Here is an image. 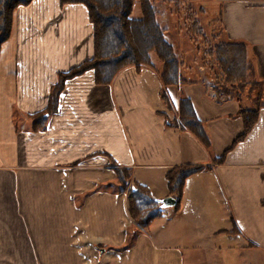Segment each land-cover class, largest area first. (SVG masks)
Instances as JSON below:
<instances>
[{"label":"crops","instance_id":"1","mask_svg":"<svg viewBox=\"0 0 264 264\" xmlns=\"http://www.w3.org/2000/svg\"><path fill=\"white\" fill-rule=\"evenodd\" d=\"M203 1L212 32L220 17L224 38L248 44L264 80V0ZM94 54L84 3L16 9L0 52V264H264V106L239 139V101L219 96L201 72L182 67L189 81L167 88L170 110L157 70L129 65L111 84H97L94 70L67 79L57 111L33 129L28 118L48 107L59 74ZM183 97L209 147L167 123ZM18 113L27 119L20 125ZM182 164L204 168L174 196L180 208L162 209L131 244L116 168L131 169L132 183L156 199L173 196L167 174Z\"/></svg>","mask_w":264,"mask_h":264},{"label":"trees","instance_id":"2","mask_svg":"<svg viewBox=\"0 0 264 264\" xmlns=\"http://www.w3.org/2000/svg\"><path fill=\"white\" fill-rule=\"evenodd\" d=\"M32 1L0 0V52L3 43L13 32L16 9ZM62 3H84L88 7L90 20L94 25L95 54L93 58L59 74L58 82L52 87L48 107L31 115L33 129H44L49 116L57 111L59 97L67 79L88 70H94L97 84L105 85L111 84L119 72L129 65H135L138 70L143 66L153 67L163 83L162 99L169 107L171 106L167 88L189 80L186 72H182L183 66L176 54L175 46L167 39L166 30L159 21V10L152 0H62ZM136 3H139L141 9L139 17L133 15ZM216 20L219 27L211 35L215 44L208 50L205 49L210 59L205 61V66L217 76L216 78L226 77V84L218 83L214 86L217 94L230 96L239 101V114L244 121V132L239 137L242 139L253 128L258 120L260 108L264 106V80L256 75V67L251 60L248 44L226 40L221 18L218 17ZM193 30L199 36L205 35L198 20H194ZM153 54L161 65L153 62ZM249 75L252 80L248 79ZM250 83L253 84L252 89H257L258 92L249 98L251 99L249 101L244 91L251 85ZM248 102L250 106H247ZM167 123L192 132L205 146H210V139L190 99L181 98L178 116L174 119L167 117ZM203 168V165L182 164L170 170L167 174L170 194L181 198L187 178ZM116 170L118 191L127 193L133 225L137 226L131 235L132 244L136 234L148 228L152 221L162 214V208L149 187L140 183H136L135 187L129 186L127 180L133 179L131 169L117 167ZM175 207L180 208V201ZM130 243L122 249L127 248Z\"/></svg>","mask_w":264,"mask_h":264},{"label":"rangeland","instance_id":"3","mask_svg":"<svg viewBox=\"0 0 264 264\" xmlns=\"http://www.w3.org/2000/svg\"><path fill=\"white\" fill-rule=\"evenodd\" d=\"M156 7L159 10V21L161 25L166 30L167 39L174 45L178 46V57L182 60V66L184 69L191 70L194 68L198 73L201 72V76L205 77L207 81L212 83L213 85L226 84V77L220 79L216 78L211 70L205 66V61L210 60L207 56V51L205 49H209L213 47L215 41L212 39V27L214 24L210 23V10L204 5V1H195V0H152ZM205 10H202V8ZM133 15L135 17L141 16V9L139 3L135 4V10ZM194 20H198L202 29L205 33L204 36L197 35L193 30V22ZM153 59L157 60L158 66L161 65L160 61L153 54ZM123 70V69H122ZM121 70V71H122ZM213 77L214 79H211ZM251 79V75L248 77ZM251 82V81H249ZM251 84V83H250ZM253 84L246 87L244 93L246 99L252 98L257 89H252ZM251 99H249L250 101ZM172 110V104L169 107ZM19 114V113H18ZM171 119H174L178 116L175 114ZM26 117H22L21 114L18 115L17 122L22 124ZM28 124L32 122V118H28ZM32 127V124H31ZM129 186L135 187L136 185L132 183V180H127ZM133 229H137L136 225H133ZM188 259V258H187ZM202 262L204 260H201ZM187 263V260H186ZM189 263V261H188ZM205 263V262H203ZM213 264H217L216 261L212 262ZM208 264V263H207Z\"/></svg>","mask_w":264,"mask_h":264},{"label":"water","instance_id":"4","mask_svg":"<svg viewBox=\"0 0 264 264\" xmlns=\"http://www.w3.org/2000/svg\"><path fill=\"white\" fill-rule=\"evenodd\" d=\"M162 209L176 206L178 200L174 196H167L163 198H156Z\"/></svg>","mask_w":264,"mask_h":264}]
</instances>
